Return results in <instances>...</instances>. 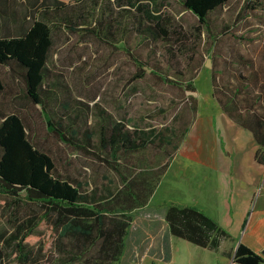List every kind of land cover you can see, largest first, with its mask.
Instances as JSON below:
<instances>
[{"label": "rangeland", "instance_id": "rangeland-1", "mask_svg": "<svg viewBox=\"0 0 264 264\" xmlns=\"http://www.w3.org/2000/svg\"><path fill=\"white\" fill-rule=\"evenodd\" d=\"M63 1L74 3L76 0ZM164 1L163 12L174 24L169 40L155 41L136 33L135 28L129 26L128 17L125 19L120 13L112 36L106 32L99 37L72 33L66 28L53 30L48 81L52 83L56 99L49 101V110L55 120L63 118L64 123L78 129L80 135L85 130L94 133L92 154L87 155L62 142L49 131L41 105L32 104L25 96L21 81L8 66L0 64V75L6 84L0 104L25 117L31 139L53 157L59 172L89 182L88 189L94 188L101 194L121 187L122 174L137 177L147 172L148 178L156 183L155 194L148 204L132 214L126 249L117 264H149L154 252L164 254L166 240L171 238L165 218L170 205L196 202L210 210L214 202L225 204L229 188L212 164V154L216 155L220 148L215 118L223 124L220 121L222 108L213 95L212 73L223 68L225 72L221 77L218 75L220 84L225 88L229 85L230 43L240 40L244 52L248 45L245 38L240 39L242 32H246L247 21L243 18L237 23V20L246 11L255 15L264 10V0H229L224 8L211 13L208 25L199 28L197 16L185 10L179 0ZM109 2L113 0H104V8ZM29 11V0H0V36L17 34L20 26H29ZM110 16L114 13H107L104 19L114 21ZM226 24H233L236 38L231 32L220 36ZM138 72L144 75L136 77ZM237 80L230 83L235 85ZM190 82L195 90L187 89ZM66 102L70 105L68 109L63 106ZM108 114L113 122L122 120L132 130H151L155 136L144 149L134 155L131 153V159L127 160L122 153L123 158L118 163L109 148L105 149L99 142L101 125H106L108 130L112 126L104 120ZM225 128L223 126L221 135L226 137L231 149V134ZM105 156L110 163L103 159ZM258 197L259 194L248 220L256 207H262L257 205ZM8 201L11 199L0 195V232L5 233L13 231L12 219L26 218L30 213L28 205L18 207L15 213L17 205ZM237 209L235 219L226 215L220 218L231 231L237 230L244 206ZM262 235L254 233L251 238L259 244ZM56 237L57 231L43 221L27 239L30 245L36 246L39 258L36 262L53 264L63 257L64 253L55 243ZM176 239L180 240L178 253L187 254L193 245L179 237ZM11 250L10 247L9 252ZM10 259V264H22L15 254Z\"/></svg>", "mask_w": 264, "mask_h": 264}, {"label": "trees", "instance_id": "trees-1", "mask_svg": "<svg viewBox=\"0 0 264 264\" xmlns=\"http://www.w3.org/2000/svg\"><path fill=\"white\" fill-rule=\"evenodd\" d=\"M179 1L185 10L197 16L199 28L208 25L211 13L224 8L229 2ZM103 2L29 0L30 11L27 15L31 24L20 26L17 34L0 36V64L8 66L21 81L26 98L32 104L41 105L49 131L62 142L87 155L93 153L94 133L85 130L80 135V131L65 124L63 118L55 120L49 110V101L56 99L52 83L48 81L51 77L49 59L54 46V28H66L72 33L83 32L99 37L106 32L112 36L116 32L113 27H117L114 24H117L120 13L125 19L128 17L129 26L135 28L136 33L157 41L169 40L174 25L172 19L163 12L164 0H113L106 8ZM107 13H114L113 17L110 16L114 21L104 19ZM223 29L226 30L220 36L231 32L235 37L231 24H226ZM240 39L244 40V37L240 36ZM214 40L217 41V38ZM239 41L235 39L230 43L231 58L228 60V69L225 68L231 75L229 85L225 88L220 84V77L225 72L223 68L212 73L213 95L228 114L235 116L239 124L252 130L261 145L257 152L258 160L264 162V111L253 115L239 113L257 101L255 98L237 101V96L246 87V82L254 81L252 76L258 78L259 75L257 71H245L246 67L255 64V60L241 50ZM143 75V72H138L136 77ZM235 78L238 79L237 85L230 83ZM235 86L238 89L233 107L230 94ZM187 89L195 90L196 87L190 82ZM5 90L6 84L0 75V96ZM63 106L68 109L69 102ZM111 118L110 114L104 117L112 126L108 130L106 125H101L99 142L105 149L109 148L117 162L123 158L122 153L127 160L131 159V153L134 152V155L144 149L155 136L151 130H132L122 120L113 122ZM98 157L102 158L100 155ZM103 159L110 163L106 156ZM121 182L122 186L118 189L101 194L94 188L89 190V182L62 174L57 170L53 157L31 139L25 117L0 104V195L11 199L9 203L17 205L15 213L22 205H28L30 209L28 217L16 216L12 219L15 223L12 232H0V264H10L13 254L22 264H42L36 262L39 259L36 246L30 245L27 239L35 234L43 221L50 223L57 231L55 243L59 251L64 253L53 264H117L126 249L133 212L148 204L157 187L148 178L147 172L137 177L122 174ZM166 220L173 235L204 247L217 248L223 238L230 236L213 217L194 205H170ZM236 258L238 264H264L262 255L244 243L238 247Z\"/></svg>", "mask_w": 264, "mask_h": 264}, {"label": "crops", "instance_id": "crops-1", "mask_svg": "<svg viewBox=\"0 0 264 264\" xmlns=\"http://www.w3.org/2000/svg\"><path fill=\"white\" fill-rule=\"evenodd\" d=\"M254 8L255 6H253ZM240 9L242 8L240 7ZM240 9L237 12L238 15L240 14ZM239 18L237 23H240L243 18L244 21H247L246 32H242V35L248 42L246 53L255 60V64L252 67H246L245 71L259 72V80L254 75L252 76L254 81L246 82V87L243 90L239 88L237 101H244L249 98L257 99L252 106H249V109L240 110L239 113L245 112L246 115L261 114L264 111V10L256 12L255 15L246 11L245 15L240 14ZM231 25L233 26V24ZM233 88L230 94L231 105L234 103L236 90L238 89L237 86ZM220 106L223 118L220 121H223V124L219 123L218 118L214 120L219 131L220 148L216 155L212 154V164L214 163L217 170L221 173L220 178L223 184H226L227 188H229L225 204L222 205L220 202H214L210 204V210L208 207L201 206V204L196 202L183 204L182 206L194 205L199 207L225 228L230 233V236L223 238L217 248L204 247L179 237L180 239H184L189 245H193L187 254H184L183 251H180L179 254L178 243H180V240H177V236L173 235L170 231L171 238L166 240L164 254L158 255V252H154L149 264H238L236 253L241 243L261 254L264 260V235H262L259 244L254 243L251 238L254 233L260 232L264 234V162L259 161L257 157V152L261 148V145L257 142L252 130L239 124L235 116L228 114L221 104ZM223 126L231 134V149H229L226 137L221 135ZM262 153L264 156L263 146ZM243 178H248L249 180L246 179L245 181ZM257 194H259L257 205L261 204L262 207L261 209H257L256 207L250 220H248ZM240 206H244V211H242L240 219L237 221V230L231 231L220 218L224 219L226 215L227 217L232 216L231 218L235 219L237 215L236 209L238 208L237 210H239ZM203 207L208 210H205Z\"/></svg>", "mask_w": 264, "mask_h": 264}]
</instances>
